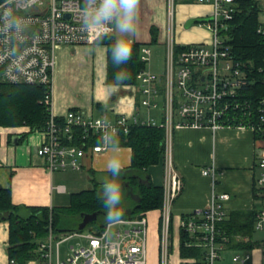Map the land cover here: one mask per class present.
Returning <instances> with one entry per match:
<instances>
[{"label": "built area", "instance_id": "1", "mask_svg": "<svg viewBox=\"0 0 264 264\" xmlns=\"http://www.w3.org/2000/svg\"><path fill=\"white\" fill-rule=\"evenodd\" d=\"M210 5V19L199 23L211 32V40L176 44L171 27L162 75L149 68L152 50L140 47L139 58L145 66L137 73L141 93L140 108L147 112L142 118L102 113L94 116L79 108L68 109L58 116L51 111V80L54 52L58 46L94 44L110 34L91 33L84 29L82 13L91 0H4L0 3V79L10 84H30L48 88L44 100L49 104V117L41 129L43 138L36 154L45 161L48 171L80 167L78 156L107 149L114 138L127 134L139 125L155 126L164 131V178L161 207L159 264H171L170 206L181 191L182 182L171 157L172 131L181 126L246 129L253 133L258 146L254 178L258 205L255 209L254 232L264 231V56L262 64L240 60L230 44V27L235 15L242 11L239 0H195ZM258 7L256 33L264 36V0H255ZM174 0H169L168 15L173 18ZM160 97L162 103L160 104ZM161 111L160 119L149 114ZM98 139V143H93ZM204 175L215 177L214 166L203 169ZM225 192H213L207 206L180 218L178 228L189 241L186 246L200 247L203 264H214L224 251L231 253V264H252L251 249H229V238L219 226L227 217ZM111 224H119L110 229ZM121 225H124L121 227ZM180 233V232H179ZM71 234V233H70ZM83 235L86 244L70 248L61 259L60 243L48 225L46 237L38 242L39 264H147L148 226L144 214L119 217L106 223L100 231ZM59 236V235H58ZM180 238V237H179ZM247 242L248 237H236ZM195 258H179V264L194 263ZM11 264L14 261L10 260Z\"/></svg>", "mask_w": 264, "mask_h": 264}, {"label": "crops", "instance_id": "2", "mask_svg": "<svg viewBox=\"0 0 264 264\" xmlns=\"http://www.w3.org/2000/svg\"><path fill=\"white\" fill-rule=\"evenodd\" d=\"M179 4L184 8L176 20L175 15L172 19L168 15L169 0H138L136 32L129 43L149 45L151 50L153 44H161L165 46L166 51L170 27L176 44L204 41V38L196 32L200 25L194 27L192 23L186 27L185 23L190 18L207 17L210 5L207 4L208 6L205 5L203 9L198 10L191 7L193 4H200L195 0L189 3H176V6ZM176 22L181 28L178 38L174 31ZM110 35L115 39L119 38V34L115 31ZM54 60L51 111L55 115L60 116L68 109L79 108L94 116L102 113L108 116L116 114L132 116L135 113L142 118L147 116L143 107L140 108L141 93L137 81L127 85L107 83L105 44L58 46L55 48ZM149 114L155 119L161 117L158 108L150 110ZM42 138L41 129L30 130L29 126L25 125L0 126V189L9 190L10 203L18 208L22 216H26L28 208L32 207L68 206L73 193L89 189L96 182L103 187L104 181L109 179L106 163L113 156L112 145L118 137L114 138L112 144L104 151L86 152L78 156L79 168L53 172L47 170L44 159L36 154ZM97 140L93 143H98ZM259 144L261 143L255 141L253 133L246 129L221 127L212 131L207 127L181 126L172 131V163L181 179L182 187L170 206L171 264H179L180 218L207 206L213 192L228 194L229 200L225 204L227 214L236 210H250L258 205L253 196V187ZM115 145L118 146L115 151L123 162L122 169L129 167L131 148L126 145ZM211 166L215 169L214 178L202 173L203 169ZM65 171L70 172L68 176L60 173ZM146 171L152 185L162 187L163 155L158 163L149 165ZM100 175L101 178H97ZM1 214L0 212V264H11L7 249L9 221L6 216L2 218ZM144 215L147 218V226L151 224L150 238L148 236V260L153 257L154 263L159 264L161 208L146 211ZM88 225L89 223L83 230L77 232L96 231ZM67 233L55 235L60 238ZM173 234H175L174 238ZM26 264H39L38 255L27 260Z\"/></svg>", "mask_w": 264, "mask_h": 264}, {"label": "trees", "instance_id": "3", "mask_svg": "<svg viewBox=\"0 0 264 264\" xmlns=\"http://www.w3.org/2000/svg\"><path fill=\"white\" fill-rule=\"evenodd\" d=\"M4 0H0V3ZM194 0H174V3H189ZM242 11L235 15L234 25L230 27L232 45L235 57L240 60H250L255 65L262 64L264 56V36L256 33L258 25V7L255 0H239ZM116 39L112 35H104L95 43L105 44L107 47V75L109 84L127 85L136 82L137 73L145 66L139 58L141 44L130 43L131 58L123 64H113L110 55L111 46ZM122 72L126 78L116 80V74ZM48 88L30 84H10L0 79V126H29L30 130H40L45 127L49 117V104L44 97ZM98 141V140H97ZM164 131L155 126L139 125L130 129L127 134H121L115 144L129 146L132 150L131 164L121 170L119 176L109 179L121 185L124 195L132 200L123 199L118 209L119 217H131L144 214L146 211L162 207L163 188L152 185L147 167L159 162L164 150ZM101 184L94 183L89 189L81 190L71 195V201L65 207L28 208V214L22 216L16 206L10 203L8 189H0L1 217L9 221L8 256L14 264H26L27 260L36 257L38 242L47 235L48 225L55 234L74 232L78 230L82 213L97 212V219L102 216L99 224L93 229L100 231L107 222V209L103 204ZM257 189L253 187V196L257 201ZM129 194V195H128ZM132 195V197H131ZM125 202V203H124ZM128 210H123L125 207ZM185 216V215H184ZM114 220V219H113ZM255 209L236 210L229 212L223 222L219 224L229 238V249H251L257 242L252 241L254 233ZM69 221H74L71 223ZM248 237L247 242L236 240V237ZM188 235L180 231L179 255L184 258H195L194 263L203 264V251L200 247L186 246Z\"/></svg>", "mask_w": 264, "mask_h": 264}, {"label": "clouds", "instance_id": "4", "mask_svg": "<svg viewBox=\"0 0 264 264\" xmlns=\"http://www.w3.org/2000/svg\"><path fill=\"white\" fill-rule=\"evenodd\" d=\"M138 0H91L82 13V23L86 31L91 33H105L115 31L119 38L111 46L110 55L113 64L127 62L132 55L129 43L136 32ZM116 80L126 78V74L118 72ZM113 156L106 163L107 170L112 176H119L122 170V160L119 158L118 148L113 144ZM103 204L107 209L106 219H118L120 212L118 205L122 202L121 185L112 180H105L102 187Z\"/></svg>", "mask_w": 264, "mask_h": 264}, {"label": "rangeland", "instance_id": "5", "mask_svg": "<svg viewBox=\"0 0 264 264\" xmlns=\"http://www.w3.org/2000/svg\"><path fill=\"white\" fill-rule=\"evenodd\" d=\"M180 3V2H179ZM178 4V3H177ZM174 7V13H173V17L175 15L176 20H178L179 18V13L180 11L183 10L184 6H180L181 4L177 5L174 3L172 4ZM208 6L207 4L204 3H200V4H193L191 7L197 8L198 10L203 9L204 6ZM199 7V8H198ZM211 9L208 10L207 13H210ZM204 13V12H202ZM206 13V12H205ZM204 13V14H205ZM205 17V16H204ZM175 20V21H176ZM194 27L199 26V23H194L193 24ZM196 30V28H195ZM174 31H175V35L178 38V34L181 31V28L178 26V23L176 22V24H174ZM196 32L198 33L199 36H201V38H204V41L201 42H205V43H209L211 40V32L210 30L205 26V25H200V28H198V30H196ZM200 38V39H201ZM200 41V40H199ZM152 56L150 57V63H149V67L152 70V72H154L155 74L158 75H162L161 73L164 70V61H165V46L161 45V44H153L152 45ZM259 171L256 170V175L258 174ZM60 173H64L66 176H68V174L70 173L69 171H65V172H60ZM103 178H106L105 175H102ZM97 178H101L100 176H97ZM92 186V183H91ZM122 191V190H121ZM124 191H122V201L123 199H126V195H124ZM128 201H126V205H131L132 200L127 198ZM125 203V202H124ZM256 204H258V202H256ZM129 207H125L123 210H126ZM102 219V216L99 217V219L94 220L93 222L89 223V227H94L95 225L99 224V221ZM70 224L74 223V221H69ZM119 224H111L110 225V229L111 231L116 229L117 227H119ZM124 225H121V227H123ZM88 228V227H87ZM86 231V230H84ZM151 234V224L149 223L148 225V234H147V240H148V236L150 238ZM60 237H64L65 239L63 240V242L60 244V256L61 259L66 258L69 253H70V248L72 245H74L75 247L78 246H82L84 244H86V239L83 237V235H79V234H73V232L71 234L67 233V234H63ZM175 237V234H173V238ZM264 239V231L260 232H254L253 236H252V241L255 242H259L261 241V239ZM264 244V243H263ZM78 245V246H77ZM175 251H176V247H175ZM253 259H252V264H263L262 262V245L255 246L253 250L250 251ZM176 253V252H175ZM174 253V254H175ZM154 258L152 257V261L148 260L147 264H155V260H153ZM214 264H231V253L229 251H224L221 255V258L219 260H217Z\"/></svg>", "mask_w": 264, "mask_h": 264}, {"label": "water", "instance_id": "6", "mask_svg": "<svg viewBox=\"0 0 264 264\" xmlns=\"http://www.w3.org/2000/svg\"><path fill=\"white\" fill-rule=\"evenodd\" d=\"M210 19V17H195V18H190L186 21L185 26L188 27L192 23H200L204 22L206 20ZM98 213L97 212H92V213H82L81 214V221L78 224V230H83L85 226L94 221L97 218Z\"/></svg>", "mask_w": 264, "mask_h": 264}]
</instances>
